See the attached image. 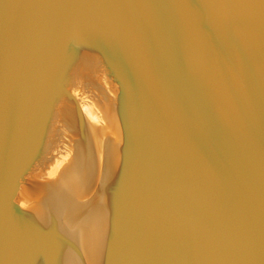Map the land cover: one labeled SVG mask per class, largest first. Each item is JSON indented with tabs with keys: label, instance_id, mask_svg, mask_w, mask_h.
<instances>
[{
	"label": "water",
	"instance_id": "water-1",
	"mask_svg": "<svg viewBox=\"0 0 264 264\" xmlns=\"http://www.w3.org/2000/svg\"><path fill=\"white\" fill-rule=\"evenodd\" d=\"M151 1L111 0L124 39L116 48L130 60L128 71L135 92L133 132L142 139L131 150L129 129L122 119V141H117L119 151L126 153L122 221L112 248V264H117L121 233L129 236L135 228L133 213L142 165L151 170L161 159L165 163L156 175L172 184L174 192L186 195L190 191L197 197L192 207L198 216L195 225L185 227L184 241L174 242L188 247L187 264H264V79L256 65L248 62L241 83L251 93L258 90L260 97L256 103L253 95L239 96L230 75L233 54L222 37L228 31L221 33L215 22L250 26L252 49L264 69V6L261 0L244 2L247 6L241 5L244 10L234 17L223 12L228 7L218 0H213L212 13L205 0H162L171 16L180 75L178 93L188 96L180 102L172 96ZM41 2L0 0V264L8 262L10 208L19 162L69 39L77 0ZM38 6L39 13L49 10V25L45 43L29 56L31 24ZM34 247L51 264H84L55 241L40 238ZM172 256L161 264H176Z\"/></svg>",
	"mask_w": 264,
	"mask_h": 264
},
{
	"label": "bare ground",
	"instance_id": "bare-ground-1",
	"mask_svg": "<svg viewBox=\"0 0 264 264\" xmlns=\"http://www.w3.org/2000/svg\"><path fill=\"white\" fill-rule=\"evenodd\" d=\"M205 1L212 13L213 0ZM218 1L222 7H228L223 12H231L230 15L234 16L244 10L241 5L247 6L252 0ZM151 2L154 3L155 28L168 67L172 96L182 102V98L188 96L184 94L182 97L178 93L180 75L170 32L171 16L162 0ZM42 3L43 0L39 5ZM251 5L256 7L254 3ZM260 5L264 6V0ZM38 7L31 24L29 56L40 50L41 42L45 43L44 34L49 25V10L44 8L39 13L41 8ZM74 10L69 39L19 162L10 208L6 264H51V260L44 258L41 250L34 247L41 238L35 233L36 225L43 231L39 233L43 238L48 239L47 235L52 238L48 240L68 247L84 264L113 263L112 248L119 237L122 221L119 213L123 191L121 179L126 156L118 146L122 141V119L129 129L131 150L142 143L140 135L133 132L134 84L128 71L129 56L119 53L116 48L124 39L118 30L111 0H77ZM215 22L221 33L228 31L222 35L223 42L234 50V57L239 55L240 61L245 59L244 68L250 65L248 62L256 65L255 69H259L264 79L261 59L252 49L251 27L217 19ZM231 65V69H235L232 68L234 64ZM239 74L241 80L245 72ZM231 77L241 98L253 94L260 97L258 90L249 92L242 80L238 81V87L235 75ZM146 152L143 149L144 158ZM163 163V159L160 165L155 163L153 172L148 170L149 166L146 169V164L145 167L142 165L143 174L136 188L137 207L133 213L135 231L129 236L121 233L117 243L120 248L116 246L119 249L117 264H161L174 254L176 264L189 261L188 247L175 246L174 242L180 244L184 241L187 237L185 227L195 225L194 219L198 216L192 207L197 197L190 191H185L189 192L186 195L182 194L183 191L174 192L172 184L166 183L162 177L160 179L156 174ZM181 185H178L179 189ZM142 205L147 216L140 219L138 210ZM97 209L101 216L105 214L102 226L93 219ZM138 227L146 235L142 241L139 239L142 234L136 230ZM82 230L87 232L83 235Z\"/></svg>",
	"mask_w": 264,
	"mask_h": 264
},
{
	"label": "rangeland",
	"instance_id": "rangeland-1",
	"mask_svg": "<svg viewBox=\"0 0 264 264\" xmlns=\"http://www.w3.org/2000/svg\"><path fill=\"white\" fill-rule=\"evenodd\" d=\"M230 49H231V48H230ZM231 51L234 52V50H231ZM231 53H232V52H231ZM235 60H237V63H239V62H238V60H239V55H237V57H234V53H233V55H232V63H233L234 65H233L232 68H235V69H233L234 71L231 69V72H232V73H230V75H231V74H232V75H238L239 78L237 77V79H236V80H237V86H238V85H239V82H238V81H240V74H239V73H242V71L244 72V70H243V69L241 70V68H244L243 65L245 64V62H244L245 59L242 60V61L239 60V61L241 62V63H239L240 65L237 64V63H235V62H236ZM243 63H244V64H243ZM235 64H236V65H235ZM238 66H239V67H238ZM236 69H237V72H236ZM239 69H240V70H239ZM238 70H239L240 72H239ZM232 75H231V76H232ZM235 77H236V76H235ZM238 87H240V86H238ZM249 90H250V88H249ZM251 96H252V95H251ZM253 96H255V94H253ZM255 98H257V99H255ZM254 99H255L254 101L257 102L258 97L256 96V97H254ZM88 194H89V192H88V190H87V193H86L87 198H88V196H89ZM139 207H140V208H139L138 211H140V212H139L138 214H140V219H141V218H145V217L147 216V213H145V208H144V206L142 205V206H139ZM46 211H47V210H46ZM138 211H137V212H138ZM100 212H101V211L98 212V209H97L96 212H95L96 214L93 213V219L95 218V222L97 221V224H101V226H102V225L105 224V223H102V220H103V217L105 216V214H103V216H101ZM98 215H100V217H99ZM142 216H143V217H142ZM139 224H141V223L139 222ZM139 224H138V226H139ZM34 228H36L35 230H37V231H35L36 235L39 236V237H41L42 239H44V238L41 236L42 234H39V233H41V232L43 233V231H41V228H40L39 226H37V225L34 226ZM136 230L139 232V235L142 234V235L139 236V239L142 241V240L144 239V238L142 239V237H145L146 235L143 234V230L140 229V227L136 228ZM84 232L86 233L87 231H86V230H82L81 233L84 235ZM44 233H46V232H44ZM87 234H88V233H87ZM45 235H46V234H45ZM144 235H145V236H144ZM46 237H47L48 239H52V238L48 237L47 235H46Z\"/></svg>",
	"mask_w": 264,
	"mask_h": 264
}]
</instances>
